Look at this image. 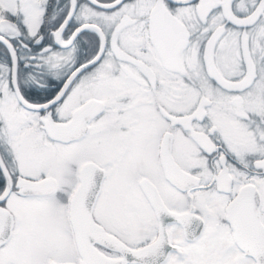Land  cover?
Returning <instances> with one entry per match:
<instances>
[{"label":"snow or ice","instance_id":"obj_1","mask_svg":"<svg viewBox=\"0 0 264 264\" xmlns=\"http://www.w3.org/2000/svg\"><path fill=\"white\" fill-rule=\"evenodd\" d=\"M0 264H264V0H0Z\"/></svg>","mask_w":264,"mask_h":264}]
</instances>
